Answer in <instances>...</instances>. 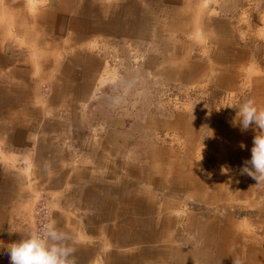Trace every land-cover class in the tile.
Instances as JSON below:
<instances>
[{"label":"crops","instance_id":"0c3cea01","mask_svg":"<svg viewBox=\"0 0 264 264\" xmlns=\"http://www.w3.org/2000/svg\"><path fill=\"white\" fill-rule=\"evenodd\" d=\"M76 1L58 0L54 11L41 12L37 19L45 36L25 26L26 47L19 43L15 52L3 49L9 23L0 22V264H11L8 246L34 230L33 208L43 196L50 199L57 227L79 237L78 264H196L201 258L264 264V250L234 228L230 204L219 217L214 209L208 218L189 212L191 245L200 242L205 250L185 249L178 234L182 211L169 194L185 201L203 195L210 211L221 209L213 199L224 198L225 191L193 177L191 151L154 144L156 132L174 131L173 122L129 111H85L99 91L104 62L85 50L75 55L73 42L82 43L91 29L67 26V15L79 11ZM5 3L21 6V0ZM47 37L56 39L51 57ZM60 42L70 47L59 51ZM42 51L59 63L40 74L47 97L34 62Z\"/></svg>","mask_w":264,"mask_h":264},{"label":"rangeland","instance_id":"374dc122","mask_svg":"<svg viewBox=\"0 0 264 264\" xmlns=\"http://www.w3.org/2000/svg\"><path fill=\"white\" fill-rule=\"evenodd\" d=\"M6 1L0 0V22L9 23L4 50L15 52L19 43L26 47L25 26L45 36V26L38 25L37 18L41 12L54 11L58 0H21L19 8H7ZM74 7L79 11L67 15V26L91 27L82 43L73 42L75 55L85 50L104 62L99 91L85 111H129L169 119L174 131L156 132L154 144L181 147L184 154L191 151L188 162L193 177L206 184L219 183L220 191H225L224 198L213 199L221 209L210 211L203 195L204 200H195L187 194L191 199L185 201L181 195L169 194L182 211L178 234L186 241L185 249L205 250L200 242L191 245L195 239L186 227L188 213L208 218L214 209L219 217L230 204L234 228L239 234L248 232L249 242L264 250V185L256 186L254 179L240 174L244 161L251 159L259 130L254 125L243 132L239 124L234 127L230 122L238 108L228 107L255 99L257 107L264 108V0H77ZM55 40L47 37L50 57L55 54ZM66 47L70 45L57 44L56 49ZM47 54L42 51L33 59L43 97L49 87L40 74L48 64L53 70L51 64H59ZM222 167L228 171L222 172ZM43 198L53 220L50 199L39 198L33 208L34 231ZM196 264L221 263L201 258Z\"/></svg>","mask_w":264,"mask_h":264},{"label":"clouds","instance_id":"9594fccd","mask_svg":"<svg viewBox=\"0 0 264 264\" xmlns=\"http://www.w3.org/2000/svg\"><path fill=\"white\" fill-rule=\"evenodd\" d=\"M238 108L236 116L230 122L234 127L239 124L241 131H247L253 125L258 133L253 140L251 159L244 161L241 175H247L264 185V108H258L255 99L242 104L228 106ZM241 148L245 145L242 143ZM222 172L228 169L222 167ZM79 237L57 227L55 220L43 223L39 231L28 232L22 240L8 246L11 264H78L75 256ZM234 264H239L234 259Z\"/></svg>","mask_w":264,"mask_h":264},{"label":"built area","instance_id":"2783aa9c","mask_svg":"<svg viewBox=\"0 0 264 264\" xmlns=\"http://www.w3.org/2000/svg\"><path fill=\"white\" fill-rule=\"evenodd\" d=\"M36 218H37V227L36 231H39L41 229V226L43 223L50 222L51 215H50V209L48 205V200L43 198L38 206V209L36 210Z\"/></svg>","mask_w":264,"mask_h":264}]
</instances>
